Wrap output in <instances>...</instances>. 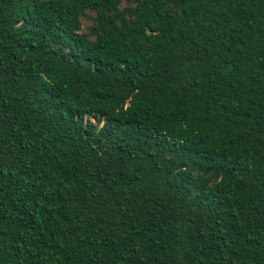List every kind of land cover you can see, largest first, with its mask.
Listing matches in <instances>:
<instances>
[{
    "label": "trees",
    "instance_id": "obj_1",
    "mask_svg": "<svg viewBox=\"0 0 264 264\" xmlns=\"http://www.w3.org/2000/svg\"><path fill=\"white\" fill-rule=\"evenodd\" d=\"M0 264H264V0H0Z\"/></svg>",
    "mask_w": 264,
    "mask_h": 264
}]
</instances>
